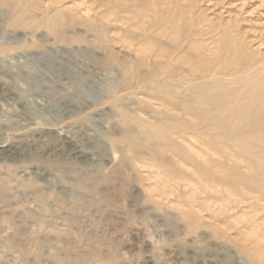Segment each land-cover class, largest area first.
Wrapping results in <instances>:
<instances>
[{
  "label": "rangeland",
  "instance_id": "1",
  "mask_svg": "<svg viewBox=\"0 0 264 264\" xmlns=\"http://www.w3.org/2000/svg\"><path fill=\"white\" fill-rule=\"evenodd\" d=\"M169 43L264 99V0H0V264H264L261 190L220 180L254 169L193 136L153 155Z\"/></svg>",
  "mask_w": 264,
  "mask_h": 264
},
{
  "label": "bare ground",
  "instance_id": "2",
  "mask_svg": "<svg viewBox=\"0 0 264 264\" xmlns=\"http://www.w3.org/2000/svg\"><path fill=\"white\" fill-rule=\"evenodd\" d=\"M185 34V30H181L178 41ZM135 37L147 38L146 35ZM158 43L162 44V41L158 40ZM165 46L168 52H155V58L158 61H156L155 75L151 81L154 84L152 89L155 91V100L157 104L165 108L163 114L167 118L166 122L155 126V141L156 139L162 141L164 146L158 145L159 148L154 146L153 155L158 157L161 151H168L178 156L182 151L173 142L171 135L193 136L215 155L226 157L227 171H233L234 174L242 172L234 162L235 159H240L246 167H251L256 172L248 176L238 174L239 178L235 175H225L220 177L221 181L240 182L242 179L245 181L250 179L253 187L259 188L264 196V99L261 100L259 97L253 99L252 96V100L245 101L243 97L248 95L251 97V92L246 85L239 91L230 90L229 87L244 79L240 81L233 78L232 80L223 79L220 76H224L227 68L221 65L220 69H217L218 63L202 67L200 61L191 57L188 60L180 59L181 55L180 58L175 59V53L183 48L174 47L172 43ZM183 50L186 52L185 49ZM152 53L151 50L142 51L145 55H154ZM189 55L194 54L189 53ZM175 62L182 64L174 68ZM107 67H111V64H107ZM122 69L126 72L127 81L130 82L132 76L127 74L126 68ZM3 86L4 84L0 83V87ZM252 102L260 111L258 116L254 115ZM126 112L123 111L121 114L123 123L134 122L135 120L130 114H125ZM145 128L149 130V127H144V133L147 135L144 141L152 143L148 138L151 133ZM114 142L117 141L114 140ZM136 145L133 144V150L137 149ZM18 153V147H10L6 148L1 155L4 158H10ZM210 165L219 169L224 166L216 161H212Z\"/></svg>",
  "mask_w": 264,
  "mask_h": 264
}]
</instances>
